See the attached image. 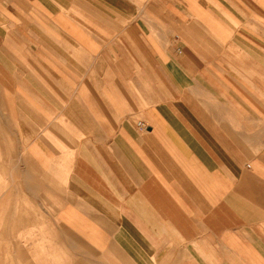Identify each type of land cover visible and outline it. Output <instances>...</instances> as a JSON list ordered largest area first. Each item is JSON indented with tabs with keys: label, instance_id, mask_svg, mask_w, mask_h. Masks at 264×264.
Instances as JSON below:
<instances>
[{
	"label": "crops",
	"instance_id": "1",
	"mask_svg": "<svg viewBox=\"0 0 264 264\" xmlns=\"http://www.w3.org/2000/svg\"><path fill=\"white\" fill-rule=\"evenodd\" d=\"M229 1L225 53L158 52L173 22L221 34ZM144 2L2 0L3 124L26 133L36 94L54 167L67 157L66 187L119 264H264V0Z\"/></svg>",
	"mask_w": 264,
	"mask_h": 264
},
{
	"label": "rangeland",
	"instance_id": "2",
	"mask_svg": "<svg viewBox=\"0 0 264 264\" xmlns=\"http://www.w3.org/2000/svg\"><path fill=\"white\" fill-rule=\"evenodd\" d=\"M164 1L157 0L156 6H164ZM127 3L138 6L145 2L126 0ZM222 9L233 12H222L220 15L224 28L221 34L199 28L196 17L189 18L193 22L187 29L181 28L185 24L173 22L175 28L172 30L157 29L158 52L225 53L224 36L232 32L229 27L235 26L234 16L237 13L234 11L238 9L232 3ZM157 22L159 24L160 19ZM32 24L35 26V23ZM44 36L52 37L48 30L44 31ZM181 38H184L182 42ZM98 55L93 58L97 59ZM93 63L100 70L102 61L98 59ZM78 64L84 66L86 62L81 58ZM29 81L35 86V77H30ZM51 96L59 101L58 95ZM68 96L67 90L62 89L61 100ZM30 101L33 107L29 109V126H25L27 134L23 133L22 125L6 127L3 124L5 112L0 110V193L6 188L10 191L0 211V264H119L112 254L105 251L99 233L84 216L83 203L66 187L63 169L69 153L66 143L62 142L61 154L66 158L62 157L59 171V166L54 167L58 157H54L53 148H59V141L52 140V135L43 132V125L37 126L36 94H30ZM65 111L68 113V110ZM40 112L41 118L46 120L58 117L53 126H48L49 129L64 130L58 121L60 110L42 108ZM39 133L42 134L41 140L43 135L46 138L44 143L37 139Z\"/></svg>",
	"mask_w": 264,
	"mask_h": 264
},
{
	"label": "built area",
	"instance_id": "3",
	"mask_svg": "<svg viewBox=\"0 0 264 264\" xmlns=\"http://www.w3.org/2000/svg\"><path fill=\"white\" fill-rule=\"evenodd\" d=\"M138 125H139V126H142V125H143V123H142V122H139V123H138Z\"/></svg>",
	"mask_w": 264,
	"mask_h": 264
}]
</instances>
